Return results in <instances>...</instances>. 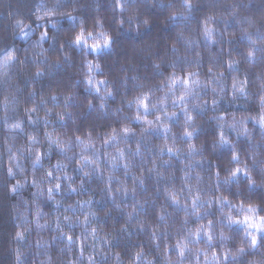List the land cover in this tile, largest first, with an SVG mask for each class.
I'll return each mask as SVG.
<instances>
[{"label": "clouds", "instance_id": "9594fccd", "mask_svg": "<svg viewBox=\"0 0 264 264\" xmlns=\"http://www.w3.org/2000/svg\"><path fill=\"white\" fill-rule=\"evenodd\" d=\"M0 264H264V0H0Z\"/></svg>", "mask_w": 264, "mask_h": 264}]
</instances>
